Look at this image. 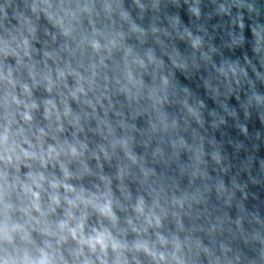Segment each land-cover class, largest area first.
<instances>
[{
    "label": "clouds",
    "instance_id": "9594fccd",
    "mask_svg": "<svg viewBox=\"0 0 264 264\" xmlns=\"http://www.w3.org/2000/svg\"><path fill=\"white\" fill-rule=\"evenodd\" d=\"M0 264H264V0H0Z\"/></svg>",
    "mask_w": 264,
    "mask_h": 264
}]
</instances>
